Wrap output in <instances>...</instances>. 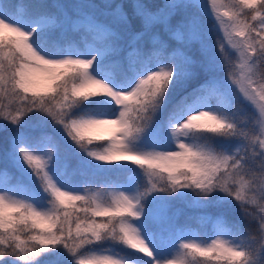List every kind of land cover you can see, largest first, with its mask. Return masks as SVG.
I'll return each instance as SVG.
<instances>
[{"label": "snow or ice", "instance_id": "6c2138e0", "mask_svg": "<svg viewBox=\"0 0 264 264\" xmlns=\"http://www.w3.org/2000/svg\"><path fill=\"white\" fill-rule=\"evenodd\" d=\"M0 133V264H264V0H0Z\"/></svg>", "mask_w": 264, "mask_h": 264}, {"label": "trees", "instance_id": "16d2710c", "mask_svg": "<svg viewBox=\"0 0 264 264\" xmlns=\"http://www.w3.org/2000/svg\"><path fill=\"white\" fill-rule=\"evenodd\" d=\"M118 1L121 2V0H118ZM47 2L49 4H52V3H55V2H59V0H47ZM66 2H72V0H67ZM212 23H214V21H207L206 20V24H208L209 26H211ZM217 34L222 39V35L220 34V32L214 31V34H213V42H215V39L218 36ZM3 135H4L3 133H0V136H3ZM136 170L139 171V169H136ZM101 182H102V178H98L97 179V183H101ZM176 209H179L180 210V220H181V222H183L186 217H188V216H194V215L197 214V210L187 208L185 205H183L181 203H177V204L174 205L173 211H175ZM201 232L203 234H205V235H209V236L211 235V232H210L209 229L202 228L201 229Z\"/></svg>", "mask_w": 264, "mask_h": 264}, {"label": "rangeland", "instance_id": "374dc122", "mask_svg": "<svg viewBox=\"0 0 264 264\" xmlns=\"http://www.w3.org/2000/svg\"><path fill=\"white\" fill-rule=\"evenodd\" d=\"M67 0H59V2H66ZM95 2H97V3H101L102 2V0H95ZM114 2H119L118 0H114ZM220 34L222 35V33L220 32ZM218 35V34H217ZM219 36V35H218ZM220 37V36H219ZM174 146V145H173ZM122 163H127V162H122ZM111 166H114V165H109V167H111ZM129 167H135V166H133V165H131V164H129L128 165Z\"/></svg>", "mask_w": 264, "mask_h": 264}]
</instances>
